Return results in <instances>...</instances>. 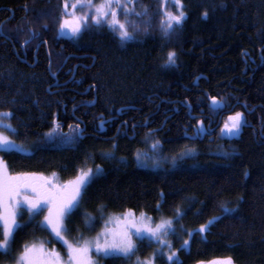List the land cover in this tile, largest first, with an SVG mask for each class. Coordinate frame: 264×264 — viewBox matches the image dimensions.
<instances>
[{"label": "trees", "instance_id": "1", "mask_svg": "<svg viewBox=\"0 0 264 264\" xmlns=\"http://www.w3.org/2000/svg\"><path fill=\"white\" fill-rule=\"evenodd\" d=\"M182 4L185 18L168 36L161 20L173 4L134 0L127 15L120 8L117 18L132 33L122 39L119 28L97 25L91 14L79 34L60 36L68 16L63 0H0V112H11L10 137L25 149L2 156L12 174L50 173L61 181L101 168L65 219L71 241L97 231L99 212L131 210L173 220L177 254L169 264L226 258L264 264V0ZM42 39L47 50L41 43L34 59ZM169 51L176 53L174 64L167 63ZM213 97L223 109H212ZM235 112L246 121L238 135L195 134L209 123L213 128L222 113L219 130ZM124 122L129 137L115 135ZM145 139L157 143V153L141 166ZM187 149L194 151L181 158ZM86 214L95 216L92 225ZM18 221L0 264L50 235L42 211L31 219L24 211ZM202 224H209L204 233ZM136 245L130 256H106L101 264H140L153 254L168 264L156 242Z\"/></svg>", "mask_w": 264, "mask_h": 264}, {"label": "snow or ice", "instance_id": "2", "mask_svg": "<svg viewBox=\"0 0 264 264\" xmlns=\"http://www.w3.org/2000/svg\"><path fill=\"white\" fill-rule=\"evenodd\" d=\"M128 3H133V7L129 8ZM174 6L180 9L179 14H174L172 11L165 10L164 18L161 20L162 31L165 36H168L175 26L181 24L185 18L182 0H173ZM115 4V7L112 5ZM78 6L94 7V14L90 16L91 21L99 25L102 22H107L109 26H119V35L122 39L132 37V33L127 30L126 24L121 23L118 17V9L123 8L125 15L129 12L135 11L134 0H103L99 5L93 6V0H75L71 8L75 10ZM69 4L68 0H64L63 10L68 14ZM147 9L145 6V13ZM73 15L75 23L69 25L67 20L60 24V29L66 27L71 28V32L79 34L82 27L85 26L89 20V14L85 13L83 16ZM111 15L112 19H108ZM139 15V13H137ZM207 15V12L203 13ZM46 27V26H45ZM35 37V33H33ZM28 43L27 40L24 41ZM176 53L169 51L167 53V63L174 64ZM213 103H217L216 98H212ZM11 112H0V124L5 123V118L10 117ZM230 124L226 123L223 131H227L229 135H235L240 132L246 121L241 112H236L234 116H230ZM8 127H12L10 124ZM15 130V129H14ZM199 134V133H198ZM17 147L15 142L8 136L0 133V149H12ZM21 150H24L20 146ZM194 150L187 149L182 153L183 156L191 154ZM176 160L173 159L175 165ZM101 169L97 166L96 172L91 169L83 171L75 177L72 181L64 182L63 184H52L49 178L37 176L34 173H17L9 175L6 171V165L0 160V255H6L10 251L11 243L14 239L15 231L21 227L17 220L18 216L23 215L24 211L30 213L31 217L38 215L44 208L48 209V214L44 217V222L51 227L52 232L64 241L68 248L69 261L68 264H95L91 260L88 253L94 248L98 254L104 256H130L137 248L133 236L137 239L143 240L145 235L149 238L159 240L161 234L167 233L172 229L173 220L167 219L157 223L153 228L146 222V218L141 214L140 218L129 210L124 214L123 227L119 230L105 228L101 233H98L94 240H85L82 244L73 245L64 239L62 233L66 230L63 221L70 216L74 210L80 206V198L87 190L89 184L92 182L94 176L100 174ZM247 175V173H245ZM43 181V183H38ZM163 195V194H162ZM177 215H181L180 209L177 208ZM226 212H231V209H225ZM93 217L85 215V223L90 225ZM216 217L210 218V222ZM107 223V222H106ZM208 225L202 224L199 227L201 233L207 231ZM191 235V232L189 233ZM162 243H169L161 241ZM184 245L189 242L185 240ZM170 247V244H169ZM176 252L171 251L167 259L175 261ZM16 264H61L60 255L55 250L45 251L43 245L37 247L36 245L25 246L23 252L19 253L15 258ZM150 264V262H149ZM212 264H232L231 258H226L222 261H214Z\"/></svg>", "mask_w": 264, "mask_h": 264}, {"label": "rangeland", "instance_id": "3", "mask_svg": "<svg viewBox=\"0 0 264 264\" xmlns=\"http://www.w3.org/2000/svg\"><path fill=\"white\" fill-rule=\"evenodd\" d=\"M125 1L128 2V0H125ZM74 2H75V0H68V4H69L68 16H67V18H65V20H67L69 22V25L70 26L75 23L74 17H73V15H71V13L73 11L75 12V16H82L81 15L82 14L81 12H77L78 9L85 10L84 12H86L88 14H91V15L94 14V7L93 8H89L87 6H83V7L78 6L75 10H73L71 8V5ZM102 2H103V0H93V6L99 5ZM63 3H64V0H63ZM165 3L166 4H170L171 3V7H172V4L174 5L173 0H165ZM112 7H115V4H113ZM174 8H175L174 11H172L171 9H170V11H172L174 14H179L180 9H177L175 6H174ZM108 17H109V20L112 19L111 15H109ZM112 27L119 28L118 25H115V26H112ZM72 34L73 33L71 32V28L70 27H66L63 30L60 29V31H59V35L60 36H66V35H72ZM235 113H232V114L228 115V117L226 118L225 123L223 124L222 128L220 129V134L222 136L229 137V136H236V135L239 134V133H237L235 135H229L226 130L222 132V129H224L225 124L226 123H228V124L231 123V121L229 120V117L230 116H234ZM9 124H10L9 123V117H6L5 118V123L4 124H0V133H3L4 135L8 136L11 139L9 132L12 131V128L11 127H8ZM144 141H145L144 143H147V145L149 147V151L146 152L145 154H140L141 156L140 157H137L138 161L143 164L141 166L147 165L149 162L150 163L155 162V159L148 160V157L149 156H154L155 153H157V151H156L157 143L153 144L152 141H151V139H145ZM15 145H17V147L12 148V149H7V150L0 149V160L3 161L4 165H6V164L4 162V159H3V156H2V152L1 151H8V150H18V151H23V152L25 151L24 148H23L24 150H21V148H20L21 145L20 144H18V143L15 142ZM89 169H91V168H89ZM89 169H87L85 171H88ZM91 170L93 172H96L97 167L96 168H93ZM6 171H7V173L9 175H13L9 171V169H8L7 166H6ZM37 176H43V177L49 178V181L52 184H63L64 182L72 181V180L75 179V177H74L72 179H68V180L61 181V180H59L57 178V176L55 174H50V173L49 174L37 175ZM38 183H43V181H38ZM42 212H43V216L45 217L48 214V209L47 208H44V210ZM127 212H129V210L123 211L121 213H103V212H99L98 216L96 217L100 221V225H99L97 231L93 235H89V236H86L84 238H79V239H77V241H71V240H69L66 237V235H65V231L62 233V235H63L64 239H66L69 243H71L73 245L82 244L85 240H94L98 233H101V235H102V230L105 229V228L113 229V230H119V229H121L123 227L124 214L127 213ZM131 212L135 215L136 218H140L141 214H143V213H136L134 211H131ZM28 215L30 216V213H28ZM143 215L146 218V222L149 223L151 225V227H153V228L156 226L157 223L161 222L162 220L170 219V218H162V219L156 221V220H153L150 216H148L146 214H143ZM88 216H91V215H88ZM91 217L94 218L93 221H92V223H91V225H92L94 223V221H95V216L92 215ZM65 219L63 221L64 227H65ZM17 220H18V217H17ZM211 222H209V224ZM209 224H206V225H209ZM48 228H49V232H50L49 234L50 235H49V237L47 239L39 240L37 242H32V243L26 244L25 246L36 245L37 247H39L40 245H43L45 251H49L50 252L52 250H55L60 255L61 264H68L69 254H68V248H67V246L64 244V241L63 240H61L60 238H58L55 235V233L52 232L51 227L48 226ZM173 230H174V225H172V229L169 230L167 233L161 234L159 240H156V239H153V238H149L147 236V234L145 235V238H144L146 240H151V241L157 243V250L156 251L158 253L161 252L164 255V258L166 259V261L168 262V264L171 263V261H169L167 259L168 254L171 251H175L176 252V249H174L173 246H172L173 245V237H171V235L173 233ZM198 231H199V229H198ZM190 232H191V235H192L193 232L192 231H189V233ZM189 233H188V237L186 238V240L188 242H189V239H190ZM132 239L137 244V240H138L137 237L133 236ZM161 241H167L169 243H162ZM169 244H170V247H169ZM25 246L23 247V249L21 250V252H23ZM185 246L187 247L188 244L185 245ZM88 255L91 257V260L95 262V264H101L102 263V259L104 257H106L103 254H98L94 250V248L88 253ZM214 261L219 262V261H222V260H213V261H209V262L208 261H205V262H203L201 264H212V262H214ZM149 262H150V264H158L157 261H156L155 254L151 255L148 258H145V259L141 260L140 261V264H149ZM10 264H16V261L14 260Z\"/></svg>", "mask_w": 264, "mask_h": 264}, {"label": "flooded vegetation", "instance_id": "4", "mask_svg": "<svg viewBox=\"0 0 264 264\" xmlns=\"http://www.w3.org/2000/svg\"><path fill=\"white\" fill-rule=\"evenodd\" d=\"M13 15V13H11V15H10V17ZM10 19V18H9ZM41 43H43L44 44V48L47 50V42L45 41V40H39L38 41V43L36 44V46H35V49H34V59L36 58L35 56V54H36V52H37V49L39 48V45L41 44ZM213 109V108H212ZM176 110V109H175ZM214 111H218V110H221V109H213ZM190 111H191V107L189 106V109H188V113L190 114ZM244 115V114H243ZM216 116V122H215V126L213 127V128H211L210 127V123L208 124V126L206 127V129H204L203 131H201L200 130V128L199 129H197L196 130V132H195V134H197V135H205V136H208V137H211V136H213V135H215L216 133H218L219 131H220V129L218 130V128H219V126H220V124L222 123V118H223V114L221 113V114H219V115H215ZM214 117V116H213ZM210 120H213L214 121V119L211 117V118H209ZM111 122H114V120H112ZM122 126H123V128H122ZM128 123L127 122H124V123H119V125H118V127H117V131H116V134L115 135H117L120 131H121V133H120V136L122 137V136H127V134H128ZM137 125H134V124H132L131 125V132L133 133V135H136V131H135V127H136ZM112 127V126H111ZM143 127H145V124L143 125ZM157 130H153V129H150V130H147V132H148V134H153L154 132H156ZM262 131V125H261V129H260V132ZM212 132H214L213 134H212ZM199 133V134H198ZM127 137H129V136H127ZM132 136H130V138H131ZM112 147H116V142H112Z\"/></svg>", "mask_w": 264, "mask_h": 264}, {"label": "water", "instance_id": "5", "mask_svg": "<svg viewBox=\"0 0 264 264\" xmlns=\"http://www.w3.org/2000/svg\"><path fill=\"white\" fill-rule=\"evenodd\" d=\"M195 84H196V80H195ZM217 103H213V100L210 99L209 100V105L213 108V109H223V103L216 99Z\"/></svg>", "mask_w": 264, "mask_h": 264}]
</instances>
